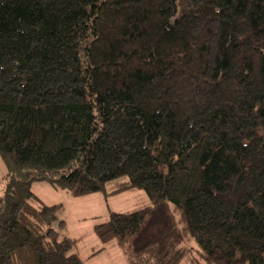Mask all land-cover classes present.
Here are the masks:
<instances>
[{"label":"trees","instance_id":"trees-1","mask_svg":"<svg viewBox=\"0 0 264 264\" xmlns=\"http://www.w3.org/2000/svg\"><path fill=\"white\" fill-rule=\"evenodd\" d=\"M0 158V264H85L35 182L143 191L130 264H264V0H0Z\"/></svg>","mask_w":264,"mask_h":264},{"label":"rangeland","instance_id":"rangeland-1","mask_svg":"<svg viewBox=\"0 0 264 264\" xmlns=\"http://www.w3.org/2000/svg\"><path fill=\"white\" fill-rule=\"evenodd\" d=\"M6 174V167L0 158V197L3 196L5 191ZM31 191L43 204L61 206L57 212V217L59 220L67 222L66 234L69 233L71 237L78 240L80 257L84 260L90 258L87 264H130L126 252L122 248L120 250L122 255L118 254L116 248L114 250L111 248L101 258L92 256V254L102 248L101 246L104 247L100 242L99 246H97L99 240L94 233V226L106 222L112 212L127 213L149 206L150 201L143 191L109 193L107 196L99 193L93 194L97 195L93 198L87 196L85 198H73L65 191L54 190L51 185L45 182L33 183ZM107 192L110 191L107 189ZM170 208L179 228H182L183 225L180 223L179 214L172 206ZM111 244L117 245L115 241L111 242ZM182 246L196 249L195 244L189 239H186ZM180 264H187V261L183 260Z\"/></svg>","mask_w":264,"mask_h":264},{"label":"crops","instance_id":"crops-1","mask_svg":"<svg viewBox=\"0 0 264 264\" xmlns=\"http://www.w3.org/2000/svg\"><path fill=\"white\" fill-rule=\"evenodd\" d=\"M95 196H97V195H92V196H87V197H91V198H93V197H95ZM84 198H85V197H84ZM64 222H66V221L64 220ZM66 225H67V222H66ZM67 235H68L69 237H71L69 233H67ZM71 238L74 239V240L77 242L75 253L79 256V258H81L80 255H79V251H78V250H79V249H78V246H79L78 240H76V239L73 238V237H71ZM95 244H96V243H95ZM99 244H100V243H99V241H98L97 246H99ZM101 247H102V251H101L99 254H96V255H95L96 258H101V257L104 256V254H105L106 252H108V250H110L111 248H113V250H114V248H116L118 254H119V255H122V254L120 253L121 248H120L118 245H112L111 243H109V244H107V245H104V247H103V246H101ZM101 247H100V248H101ZM95 256H94V257H95ZM89 257L94 258V257H92V256H89ZM89 259H90V258H86V260H84V259L81 258V260H83L85 264H87V262H89Z\"/></svg>","mask_w":264,"mask_h":264}]
</instances>
